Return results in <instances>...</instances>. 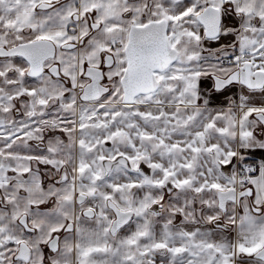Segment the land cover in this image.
I'll use <instances>...</instances> for the list:
<instances>
[{"label": "snow or ice", "instance_id": "obj_1", "mask_svg": "<svg viewBox=\"0 0 264 264\" xmlns=\"http://www.w3.org/2000/svg\"><path fill=\"white\" fill-rule=\"evenodd\" d=\"M0 264H264V0H0Z\"/></svg>", "mask_w": 264, "mask_h": 264}]
</instances>
